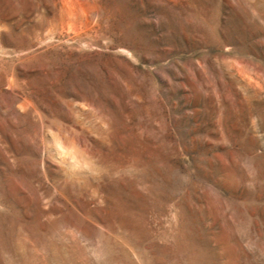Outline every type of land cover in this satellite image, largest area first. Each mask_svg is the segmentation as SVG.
<instances>
[{
  "label": "rangeland",
  "instance_id": "rangeland-1",
  "mask_svg": "<svg viewBox=\"0 0 264 264\" xmlns=\"http://www.w3.org/2000/svg\"><path fill=\"white\" fill-rule=\"evenodd\" d=\"M0 264H264V0H0Z\"/></svg>",
  "mask_w": 264,
  "mask_h": 264
}]
</instances>
